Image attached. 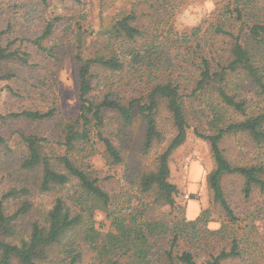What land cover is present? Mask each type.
Returning a JSON list of instances; mask_svg holds the SVG:
<instances>
[{
  "label": "trees",
  "instance_id": "1",
  "mask_svg": "<svg viewBox=\"0 0 264 264\" xmlns=\"http://www.w3.org/2000/svg\"><path fill=\"white\" fill-rule=\"evenodd\" d=\"M156 1L150 12L156 24L180 8L165 0ZM49 2L37 0L36 5L45 6ZM212 15L215 21L206 30L202 22L180 37L175 34V41L201 37L199 61L193 60L194 69H183L177 75L171 68L162 70L154 60L147 63V68L142 67L149 52L153 56L166 44L158 40L160 33L156 27L142 28V15L136 11L111 17L109 24L103 25L98 40H91L99 44L95 50L84 46L82 26L74 29L71 18L65 21V16L59 15L48 19L41 34L30 40L56 65L61 60L59 48L73 56L77 63L80 107L78 115L64 127L63 140L59 142L65 147L63 155L48 156L42 150L43 138L21 134L28 150L23 166L36 174L34 183L39 190L64 193L55 198L44 219L32 221L28 235L17 241L13 239L17 222L28 213L30 204L22 202L9 214L8 201L24 189H12L0 197V264H82L86 254H92L93 261L88 264H230L242 256L239 236L233 229L227 234L228 224L209 228L213 219L211 208L203 209L194 219L186 217V205L177 202L179 189L170 180V156L189 135L187 100L207 92L211 129L207 132L197 129L195 134L209 142L215 161L207 177L213 201L231 222L237 221V206L223 183L224 177L230 175L243 178L246 201L256 192L264 201V160L234 163L221 145L226 135L246 134L252 142L264 147V0H227ZM60 30L62 36L58 35ZM9 31V26L0 28V79L15 75L5 72V65L12 60L34 65L29 51L12 48V42L5 43ZM209 33L210 44L206 39ZM70 34L76 38L72 48L67 47L73 44ZM145 37L148 41L138 47L139 40ZM45 40L51 44H45ZM217 42L221 48L216 46ZM168 59V64H172L171 58ZM103 72H111L120 79L110 82ZM167 72L169 75H165ZM103 77L106 90L99 95L96 91ZM243 91L255 95L261 103L251 108V101ZM162 106L170 114L174 134L158 154L156 166L139 174L138 193L130 194L127 204L119 206L93 175L89 162L84 164L88 156L82 159L75 153L86 151L94 133L107 157L114 163L123 161L120 147L107 134L108 111L114 112L113 119L125 127L142 122V149L147 153L165 138L158 117ZM55 115V109H27L11 114L35 121ZM5 141L0 135V144ZM160 206L168 210L161 215H148L151 209ZM257 211L255 219L264 220L261 216L264 205ZM97 212H103L106 218L98 226ZM225 241H230L229 246L222 245Z\"/></svg>",
  "mask_w": 264,
  "mask_h": 264
},
{
  "label": "rangeland",
  "instance_id": "2",
  "mask_svg": "<svg viewBox=\"0 0 264 264\" xmlns=\"http://www.w3.org/2000/svg\"><path fill=\"white\" fill-rule=\"evenodd\" d=\"M174 3L180 8L169 18L164 17L157 24L150 12H153L156 0H50L48 5H36L37 0H0V28L10 27V33L5 37V43L12 42V48H20L29 51L34 65H25L20 61H10L5 65V72L14 73L11 78L0 79V135L6 141L0 144V197L12 189L23 190L16 197L13 196L7 203L9 214L14 213L22 202H29L30 210L21 216L17 222V234L14 240L27 236L32 221L43 220L46 213L54 204L60 192H43L39 190L36 182V174L23 166L28 155L25 142L21 134L36 135L43 138V152L48 156H60L65 153V147L59 144L63 140L64 127L70 119L78 115L79 87L77 79V63L73 56L65 54L59 48L61 60L57 65L46 54L37 50L30 41L39 36L48 19L55 16H65L66 20H73V28L83 27L82 38L84 46L88 50H95L100 31L103 25L107 26L110 18L117 14L136 11L142 19L144 29H158L159 41L166 47L157 50V54L142 61L146 65L151 60L160 66L162 70L171 68L172 73L177 75L183 69L193 70V60L199 61V42L201 37L192 39H180L175 41L177 34L189 32L195 26L203 24L204 30L214 20L213 11L222 7L227 0H165ZM29 7V8H28ZM148 13V14H147ZM159 19V18H158ZM85 30L87 32H85ZM81 31V32H82ZM64 33L60 30L59 36ZM210 35L206 39L210 44ZM72 45L75 47L76 38L70 34ZM69 37L67 36L66 39ZM91 40H95L91 43ZM147 37L139 40L147 42ZM172 41L175 43L173 44ZM212 43V42H211ZM45 44L51 43L45 40ZM205 44V43H203ZM219 42L217 45L219 48ZM83 46V49H84ZM208 47V44H207ZM206 48V47H205ZM147 49H150L147 47ZM168 58L173 61L168 64ZM150 64V63H148ZM166 64V65H165ZM62 65V67H61ZM137 66V64L135 63ZM61 67V68H60ZM170 72L165 73L169 75ZM108 81L116 82L119 76L111 72H103ZM102 78L97 94H104L106 82ZM189 92V91H188ZM251 101L252 107L261 103L260 99L251 93L243 91ZM210 94L205 92L202 97L187 100L189 120V135L186 142L175 149L170 156L171 168L170 180L179 189L176 200L186 205L185 215L188 219H194L205 208H211L213 219L209 223L210 229H218L222 224H228L227 234L233 232L239 236L242 256L230 264H264V220L255 219L257 209L264 205L262 196L258 192L252 199L246 201L242 192L243 178L237 175L226 176L223 179L224 187L233 205L238 210V219L231 222L229 217L213 201V192L208 184V174L214 168L215 161L211 153L208 141L198 137L195 130L207 132L211 129L208 121L211 119V111L208 107ZM212 97L211 99H213ZM215 99V98H214ZM209 101V100H208ZM32 109L40 111L56 110V115L45 120H31L27 118H15L11 114L23 110ZM258 109V108H257ZM256 109V110H257ZM159 114V126L164 132L165 138L159 141L147 152L142 149L144 125L142 122H134L125 127L113 119L114 112L108 111L110 125L107 133L117 144L122 152L123 161L114 163L104 153L102 142L93 133L91 143L86 151L75 154L83 159L87 155L93 175L99 178L100 184L111 194L114 202L119 206L127 204L130 194H137V179L143 170L156 166L158 154L166 148L174 130L169 112L162 106ZM227 157L234 163L245 164L264 160V147L252 142L246 134H229L221 142ZM137 205V204H136ZM167 207L151 209L148 215L156 216L166 212ZM264 216V213L261 215ZM95 219L104 221L105 214L97 212ZM230 241L222 243L229 246ZM218 249L220 246L217 245ZM222 247V246H221ZM92 254H86L82 264L92 262ZM203 256L205 254L203 253Z\"/></svg>",
  "mask_w": 264,
  "mask_h": 264
}]
</instances>
